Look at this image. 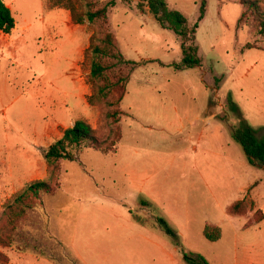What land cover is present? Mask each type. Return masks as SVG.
I'll use <instances>...</instances> for the list:
<instances>
[{
	"label": "rangeland",
	"instance_id": "rangeland-1",
	"mask_svg": "<svg viewBox=\"0 0 264 264\" xmlns=\"http://www.w3.org/2000/svg\"><path fill=\"white\" fill-rule=\"evenodd\" d=\"M166 1L190 29L198 24L200 65L176 70L180 38L141 14L137 0H116L109 29L119 51L138 64L121 66L130 80L114 90L113 105L91 106L85 52L99 24L77 25L47 0H4L16 26L0 32V160L9 158L21 128L29 171L32 161L41 167L44 151L78 119L103 140L117 129L122 139L116 154L84 148L77 159L61 160L56 178L47 163L43 178L30 175L28 184L47 180L59 189L35 199L18 224L3 216L16 194L0 200V264H187L183 252L209 264H264V220L257 221L258 210L264 213V164H249L231 130L247 124L264 137V50L246 49L264 48V38L252 17L239 24L245 11L239 0H207L201 21V0ZM236 201L247 207L230 213ZM208 224L221 227L219 240L204 236Z\"/></svg>",
	"mask_w": 264,
	"mask_h": 264
},
{
	"label": "trees",
	"instance_id": "trees-1",
	"mask_svg": "<svg viewBox=\"0 0 264 264\" xmlns=\"http://www.w3.org/2000/svg\"><path fill=\"white\" fill-rule=\"evenodd\" d=\"M123 3H131L133 0H120ZM245 7L239 24L243 20L252 17L257 24V33L264 38V0H239ZM137 9L141 14L150 13L158 21L163 29L173 31L181 41L182 60L174 63L176 70H184L200 65L198 56L199 48L195 44L196 31L198 24L190 29L187 17L179 10L171 9L166 0H137ZM49 9L63 8L70 12L72 21L77 25L99 24V28L90 38V45L85 52V56L91 55L90 83L92 94L88 97L91 106H100L102 104L113 105L110 101L114 90L121 87L130 80V74L124 75L121 69L122 65H134L138 62L128 60L119 51L115 36L109 29V8L116 6V0H111L105 5L100 4L98 0H47ZM207 10V0H201L199 21L203 20ZM16 26V20L11 8L0 0V32L10 34ZM246 49H263L262 47L248 43ZM119 67L117 75L112 76L115 69ZM125 96L121 92L117 103H120ZM234 114L241 117L238 109L234 108ZM120 111L110 112L115 122L120 121ZM232 137L240 144L246 155L249 164L256 166V161L264 164V137L258 138L256 131L249 125L243 124L242 128H231ZM122 134L119 129L114 131L113 138L102 139L98 136L97 130L86 120L78 119L73 126L64 130L61 138L51 144L45 151L44 157L51 170L52 177L56 178L59 172V162L61 160L73 161L77 159V154L84 148L94 149L103 155H113L118 152ZM52 178V179H54ZM59 189L58 185H52L51 181L34 180L28 184L21 192L16 194L13 202L7 204L3 216L9 217V222L13 225L19 223L21 218L26 215V209L34 207V200L39 199L41 195H54ZM143 205L149 206L147 202ZM244 201H236L229 208L230 213H240L246 209ZM132 213V212H131ZM260 217L258 223L264 220L263 210H258ZM134 220L144 224V221L133 216ZM8 222V223H9ZM158 225L167 234L174 236L175 232L164 218H157ZM204 236L210 241H217L222 237V229L215 225H206ZM8 245L5 240H2ZM183 259L187 264H209L201 255H193L183 252Z\"/></svg>",
	"mask_w": 264,
	"mask_h": 264
},
{
	"label": "crops",
	"instance_id": "crops-1",
	"mask_svg": "<svg viewBox=\"0 0 264 264\" xmlns=\"http://www.w3.org/2000/svg\"><path fill=\"white\" fill-rule=\"evenodd\" d=\"M9 6V5H8ZM10 7V6H9ZM1 69V62H0ZM84 93L88 95L87 88H85ZM2 94V85H1V73H0V99ZM215 113H213L214 116ZM219 131V126L217 127ZM19 136L16 137L14 143L7 150L8 159L0 160V200H8L12 198L15 194L21 191L29 183L30 175L36 177L37 179L43 178L47 171L43 173L44 168L46 167V159L43 153L44 162L41 163V167L35 168V163L32 161L33 167L32 171H29V162L30 154L28 150L22 145L23 138V129H19ZM37 136L41 137L39 132H36ZM59 139V138H58ZM46 161V162H45ZM46 169V168H45ZM257 264H263L258 262Z\"/></svg>",
	"mask_w": 264,
	"mask_h": 264
}]
</instances>
